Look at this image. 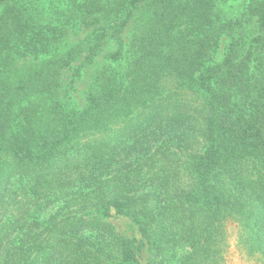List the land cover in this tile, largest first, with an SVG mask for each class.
<instances>
[{"label":"trees","instance_id":"trees-1","mask_svg":"<svg viewBox=\"0 0 264 264\" xmlns=\"http://www.w3.org/2000/svg\"><path fill=\"white\" fill-rule=\"evenodd\" d=\"M226 1L0 0V264H227L230 222L264 264V0Z\"/></svg>","mask_w":264,"mask_h":264},{"label":"rangeland","instance_id":"rangeland-1","mask_svg":"<svg viewBox=\"0 0 264 264\" xmlns=\"http://www.w3.org/2000/svg\"><path fill=\"white\" fill-rule=\"evenodd\" d=\"M30 7V13L34 19H41L42 22L52 21L56 25L57 19L60 18L62 22L66 21V15L70 16L71 9L75 6L76 0H26ZM252 0H227L225 7L230 13H236L238 10H243L244 6ZM254 0L253 2H255ZM22 2V0H20ZM252 2V3H253ZM3 6H0V10ZM75 18V16H74ZM70 20L72 23L67 24V28L64 30L62 36V44L64 46H70L76 44L77 41L83 39L92 29L93 26H83L76 24V19ZM68 23V22H66ZM65 28V27H63ZM131 33V28L128 27L123 32V38L128 41ZM229 39L224 37L220 43L218 49V57L224 51ZM108 219L112 221L119 232L126 238L131 245H136L141 238L138 232L137 225L127 216L119 215L114 209H111ZM228 229V246L225 253V261L227 264H257L254 257L248 256L243 251L239 250L236 243L237 226L235 223L230 222L227 226ZM147 254H138L135 260L127 262L125 264H146Z\"/></svg>","mask_w":264,"mask_h":264}]
</instances>
